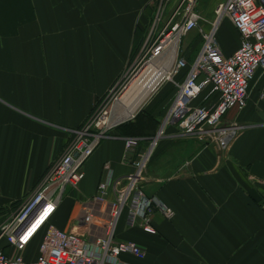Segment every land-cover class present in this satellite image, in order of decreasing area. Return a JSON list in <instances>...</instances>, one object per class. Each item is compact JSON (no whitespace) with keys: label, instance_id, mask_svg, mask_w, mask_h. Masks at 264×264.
Here are the masks:
<instances>
[{"label":"crops","instance_id":"0c3cea01","mask_svg":"<svg viewBox=\"0 0 264 264\" xmlns=\"http://www.w3.org/2000/svg\"><path fill=\"white\" fill-rule=\"evenodd\" d=\"M155 17V0H0V226L62 155L68 130L80 127L125 76ZM231 30V43H219L225 56L240 46L239 32ZM174 88L158 89L148 113L119 130L120 136L154 135L173 102ZM263 90L264 71L258 70L247 106L224 117L225 123L243 126L227 151L212 143L198 148L193 137L177 136L176 126L169 127L170 137L156 152L164 155L146 177L145 189L174 217L157 214V234L152 235L130 228L124 214L116 239L138 244L145 257L123 254L122 262L264 264ZM171 147L176 148L174 164L166 159ZM131 157L122 140H104L86 162L78 188L68 189L62 201L71 207L69 220L60 217L61 203L53 224L81 233L71 223L81 202L96 194L101 181L133 173ZM36 241L35 251H29L32 242L24 252L27 262L37 257L41 238ZM0 248L11 252L4 240Z\"/></svg>","mask_w":264,"mask_h":264},{"label":"built area","instance_id":"2783aa9c","mask_svg":"<svg viewBox=\"0 0 264 264\" xmlns=\"http://www.w3.org/2000/svg\"><path fill=\"white\" fill-rule=\"evenodd\" d=\"M198 2L155 0L152 30L133 62L136 64L141 55L148 63L156 62L178 43L169 76L165 78L176 87V94L156 133L149 137L112 134L119 124L136 115L116 122V116L108 109L130 67L89 118L80 127L68 130L69 141L62 155L0 226V241L11 247L10 253L0 248V264H125L121 261L123 254L144 258L145 252L138 244L118 241L116 231L124 214L130 228L138 227L152 235L157 234V214L166 220L174 217L170 207L158 197L148 195L145 189L149 164L161 143L170 137L169 127L176 126L177 136L210 141L221 151L230 148L243 126L225 123L224 117L231 110L241 111L247 106L250 83L258 70L264 71V0H226L219 5L216 20L209 22L206 30L199 28L203 19L197 12ZM223 19H229L240 34V46L231 56L223 54L217 39ZM195 29L201 33L202 46L189 62L180 56L179 45ZM184 71L185 78L179 82L177 79ZM206 89L209 94L198 103ZM261 98L264 100V90ZM117 101L114 99L113 105ZM107 139L124 142L126 155H132L129 164L134 172L101 181L96 194L81 202L71 222L73 227L82 229L81 233L58 228L53 217L68 189L78 188L84 178L85 163ZM104 170L110 171V164ZM38 237L41 241L37 257L27 262L24 252Z\"/></svg>","mask_w":264,"mask_h":264},{"label":"rangeland","instance_id":"374dc122","mask_svg":"<svg viewBox=\"0 0 264 264\" xmlns=\"http://www.w3.org/2000/svg\"><path fill=\"white\" fill-rule=\"evenodd\" d=\"M225 2H226V0H199L197 12L201 15V17L203 19L200 23L199 28H203L205 30L208 29L210 27L209 22H214L216 20V17H217L216 11L218 10L219 5L221 3H225ZM230 25H231V27H230ZM231 28L233 29V31H235L234 26L232 25V23L228 19H223L221 21L219 28H218V33H219L218 43H221L222 46H226L227 44L231 43V41H232V37H231L232 36L231 31L232 30H231ZM151 30H150V32H151ZM146 40L144 41V43L146 42ZM149 44H150V42L147 44V46ZM201 44H202L201 33L199 32V29H195L190 34H188L187 37L185 39H183L181 44L179 45L180 56L185 57L188 60L193 59L195 57V55L197 54V52H199V50L201 48ZM137 53H139V52H137ZM136 57H137V55H136ZM152 63H155V62L148 63L147 59H143L142 55H141V57L138 59L137 63L134 65L132 64L133 66H131V71L129 72V74L123 78L121 84H119L118 87L116 88L115 93H114V99L120 100L125 95V93L129 90V88L132 86L134 81L140 76L142 71H144ZM164 86H169L171 89L174 88V85L171 81H168L167 79L162 80L161 83L158 85L157 89L148 97V99L137 110V112L135 113L136 114L135 119L133 118V119H130L129 121H126L122 124H119L114 129L112 134L117 136L115 131L118 127L129 129L138 116H142L145 113L147 114L148 113L147 110H149L148 108H149L151 102L154 100V97L157 94L158 89H160ZM173 90H175V88ZM114 99H113V101H114ZM113 101L111 100L109 102V108L108 109H110V111H111L112 115H114V117L115 116L117 117L119 112H116L115 109H116V105H117L118 101L115 103V105H113ZM155 103H156V101H155ZM155 103H153V104H155ZM112 120L114 121L115 119L112 118ZM118 136H120V135H118ZM120 137H123V136H120ZM135 137H139V136H135ZM145 137H149V136H145ZM191 140L193 142L195 140L196 143L198 142V144H197L198 148L200 147L199 143L203 144V145L211 143L210 141H205V140H201L198 138L190 139V141ZM175 149H173V147H171V149H170L171 152H169L170 156H169V158H166V159L170 160L169 161L170 164H174V162L176 160V155L174 156V153H173V150H175ZM162 155H164V153H157L154 156V158L152 159V161L149 164L148 170L146 172V177H148L150 174L152 175L155 166L160 164V162H161L160 160L162 158L161 157ZM70 215H71L70 205H67L66 203H62L61 211H60L61 219L64 222H67L70 218ZM38 238H40V237H38ZM36 239L33 241L31 246L29 247V251H31V252L35 251L37 248L38 243H37Z\"/></svg>","mask_w":264,"mask_h":264},{"label":"bare ground","instance_id":"6f19581e","mask_svg":"<svg viewBox=\"0 0 264 264\" xmlns=\"http://www.w3.org/2000/svg\"><path fill=\"white\" fill-rule=\"evenodd\" d=\"M177 47L178 43L170 49L164 58L150 64L142 71L125 95L118 100L116 105L117 110L115 109L116 112H119L116 117V122L134 115L148 97L157 89L161 81L169 76L168 74Z\"/></svg>","mask_w":264,"mask_h":264},{"label":"trees","instance_id":"16d2710c","mask_svg":"<svg viewBox=\"0 0 264 264\" xmlns=\"http://www.w3.org/2000/svg\"><path fill=\"white\" fill-rule=\"evenodd\" d=\"M158 124H160V120H159V123H158ZM132 126H133V125H132ZM132 126H131V127H132ZM158 126H159V125H158ZM119 130H126V128H122V127L119 128V127H118V128L116 129L115 133L120 135ZM124 132H125V131H124ZM2 211H4V210H0V212H2Z\"/></svg>","mask_w":264,"mask_h":264}]
</instances>
